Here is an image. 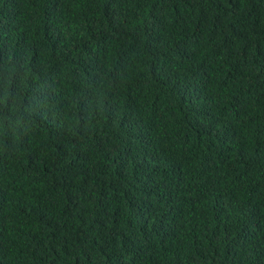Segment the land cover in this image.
Returning <instances> with one entry per match:
<instances>
[{
    "label": "trees",
    "instance_id": "16d2710c",
    "mask_svg": "<svg viewBox=\"0 0 264 264\" xmlns=\"http://www.w3.org/2000/svg\"><path fill=\"white\" fill-rule=\"evenodd\" d=\"M0 264H264V0H0Z\"/></svg>",
    "mask_w": 264,
    "mask_h": 264
}]
</instances>
